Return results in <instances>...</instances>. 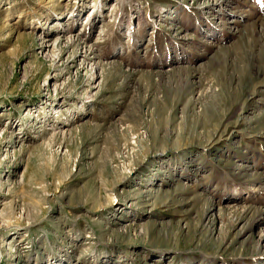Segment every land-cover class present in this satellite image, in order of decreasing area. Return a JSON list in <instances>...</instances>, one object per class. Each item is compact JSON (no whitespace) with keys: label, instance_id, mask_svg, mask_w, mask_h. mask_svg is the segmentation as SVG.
<instances>
[{"label":"rangeland","instance_id":"1","mask_svg":"<svg viewBox=\"0 0 264 264\" xmlns=\"http://www.w3.org/2000/svg\"><path fill=\"white\" fill-rule=\"evenodd\" d=\"M117 260L264 264V0H0V264Z\"/></svg>","mask_w":264,"mask_h":264},{"label":"bare ground","instance_id":"2","mask_svg":"<svg viewBox=\"0 0 264 264\" xmlns=\"http://www.w3.org/2000/svg\"><path fill=\"white\" fill-rule=\"evenodd\" d=\"M213 4V3H212ZM214 5V4H213ZM111 8H113V4L111 5ZM89 13V12H88ZM89 15V14H88ZM71 18H73V15H71ZM59 20V19H58ZM235 19L231 20V22H233ZM55 24H52V25H57L59 27H61V22H54ZM82 30H80V32L78 34H82ZM65 34V31L62 29H54L53 27L50 28L49 31L45 32L43 35H41V44H40V51L41 53H45V54H48L49 51H51L58 43H62V37L64 36ZM56 36V37H55ZM65 37V36H64ZM40 38V37H39ZM72 40V39H71ZM76 40V39H75ZM68 42V41H67ZM73 42V41H72ZM69 44V43H68ZM71 45V44H70ZM57 48V46H56ZM84 48V47H83ZM90 49V48H89ZM88 50V49H87ZM89 51V50H88ZM87 51V52H88ZM84 52V51H83ZM86 52V53H87ZM80 54V53H79ZM92 55V54H91ZM45 56V55H44ZM82 57H84L85 59L87 60H93L94 57L92 56H87V54L83 55ZM83 58V59H84ZM84 61V60H83ZM82 61V62H83ZM93 63V62H92ZM96 64V62H95ZM86 65V64H85ZM90 66V65H89ZM94 66V65H93ZM96 67V66H95ZM99 67V66H98ZM93 70V69H92ZM93 72V71H92ZM98 71H95L94 73H92L93 75L91 76L90 78V81L93 82L95 81L97 78H98ZM91 75V74H90ZM90 77V76H89ZM53 79L56 78V75H53L52 76ZM96 87V86H94ZM93 87V88H94ZM91 96V95H90ZM89 98V97H88ZM125 228V227H124ZM124 228L122 229L124 231ZM18 234V233H17ZM125 262V261H124ZM122 262V260H117L115 261V263L113 264H126ZM157 262V261H156ZM101 264H106V261H103L101 262Z\"/></svg>","mask_w":264,"mask_h":264}]
</instances>
